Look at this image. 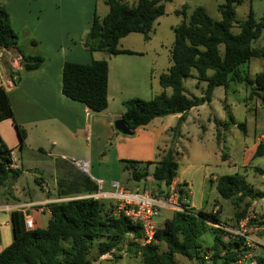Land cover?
I'll list each match as a JSON object with an SVG mask.
<instances>
[{
  "label": "trees",
  "instance_id": "1",
  "mask_svg": "<svg viewBox=\"0 0 264 264\" xmlns=\"http://www.w3.org/2000/svg\"><path fill=\"white\" fill-rule=\"evenodd\" d=\"M102 1L107 6V12L101 18L93 13L83 38L82 44L89 52H103L108 56L133 53L128 49L118 48V40L131 32L141 33L147 39L154 21L163 14L159 0H136L133 6L126 5L123 0ZM239 2L240 0H223L218 6V20L211 19L202 7H195L186 21L183 19L173 27L170 64L158 76L160 87L169 88L170 94L167 95L162 90L148 100L137 97L123 100L120 118L129 129L144 125L154 117L184 113L189 108L208 101L215 87L226 88L230 81L244 83L248 88L246 100L258 98L264 108V68L254 79L239 71V66L247 63L250 58H264L263 51L252 46V42L264 30V17L255 20L248 10L245 19L235 20L234 5ZM176 12L183 14L184 9ZM232 26L238 29L236 33L231 32ZM17 37L10 26L6 10L0 5V48L15 46ZM42 61L43 58L39 55L22 54L21 70H35ZM184 77L204 82L200 96L185 93L182 86ZM106 88L107 63L104 59L91 60L88 64L63 62L60 91L64 96L82 102L92 112H99L107 105ZM226 117V121L215 123L221 128L235 124L244 131L243 122H235L227 111ZM6 118L13 119V114L6 92L0 86V120ZM13 125L21 145L24 131L15 122ZM219 136L220 133H215L216 139ZM105 152L106 150L101 155ZM173 156L172 151H167L150 173L146 168L149 161L121 159L119 163L121 169L126 170L136 181L144 180L149 175L155 187L150 193L156 194L174 177L177 164ZM254 156H260L264 161L263 144L256 145ZM10 163V149L0 140V186L7 180L15 179L21 172L20 169L11 168ZM138 165L142 167L139 168ZM253 170L264 175V163L263 167H254ZM84 182V185H80L78 181H58V195L77 194L81 187L87 193L97 191L94 183H89L87 179ZM209 182L214 184L217 194L229 200L234 207L235 226L245 217L252 201L262 199L264 204V192L254 189L242 175L222 174ZM45 206L48 208L49 218L44 228L25 230L20 214L17 211L10 213L12 238L0 252V264H91L96 258L114 251L139 256L143 264H172L174 254H179L194 264H231L243 251L240 241L229 236L225 239L227 233L219 228V206L216 210H206L203 207L192 211L185 204L181 211H172L156 227L155 242L141 247L139 255L136 253L135 243L128 240V236L139 235L138 226L121 212L116 213L111 201L80 197L52 201ZM258 224L263 225L264 232L263 217ZM206 226H210L217 235H214L211 245L201 247L197 239ZM159 244L164 248L159 250ZM93 251L94 254L91 253ZM205 255L208 256L207 263L203 258ZM254 258L257 264H264V255H256Z\"/></svg>",
  "mask_w": 264,
  "mask_h": 264
},
{
  "label": "crops",
  "instance_id": "2",
  "mask_svg": "<svg viewBox=\"0 0 264 264\" xmlns=\"http://www.w3.org/2000/svg\"><path fill=\"white\" fill-rule=\"evenodd\" d=\"M97 2L98 0L0 1L9 16L12 30L18 36L15 46L0 48V86L6 92L13 114V119L0 120V140L10 149V167L20 169V174L30 173L33 183L37 184L43 194L31 195L26 190L22 193L26 200L20 201L17 198L20 196L17 187L12 184L9 186L5 181L0 186V204L42 202L46 205L52 201L89 197L93 194L82 191L81 187L77 194L59 196L58 181H78L80 185H84V179H87L89 183L97 186V190L103 191H111V184L117 183L121 190L127 191L119 186L123 174L128 173L121 169L119 161H149L150 164L146 168L150 173L155 163L167 151L177 155L181 154L180 146L185 150L182 140L188 139V126L191 122L196 127L193 128L195 134H191L190 138L199 142V154L208 157L210 152L216 156L218 164L226 165L222 174L243 176L247 170L257 174L253 168L263 167L264 161L262 157L254 156V151L257 144L264 145V130L258 129L256 118H253V131L249 140L243 139L238 149L230 148L231 153H218L217 150V145L220 141L222 143L224 135L220 134L216 139L215 133L221 132V126L215 121H224L223 117H214L210 112H206L202 122L197 123L198 110L205 105H211L215 88L208 101L193 106L184 113L154 117L146 124L133 129L131 134H123L114 129L113 121L120 118L123 100L132 97L148 100L162 90L165 94H170L169 88L162 89L158 83L159 74L165 72L170 62L154 77L150 66L151 57L143 50L121 46L119 48L128 49L133 53L108 56L103 52H89L82 42L93 13L96 14ZM125 37L126 35L122 38ZM22 54L39 55L43 61L37 69L25 72L21 70ZM101 59L107 63V105L99 112H92L82 102L72 100L61 93V67L66 61L88 64L91 60ZM231 82L242 83H229ZM227 87H222L224 92ZM202 91L201 87L199 96ZM185 93L189 94L186 90ZM254 108L256 109L255 105ZM223 109L226 114L225 105ZM193 111L194 116L189 118L188 114ZM233 119L237 122L234 117ZM13 122L24 131L21 145ZM231 126L236 127L235 124L228 125L229 128ZM240 132L243 136L250 135L246 124L244 131ZM206 139L209 141L206 142ZM105 150V154L101 155ZM255 158H260L261 161L253 165ZM173 159L175 161L174 156ZM207 163L202 165V181H214L217 176L213 174L212 166ZM80 164L85 165V168H80ZM176 170L172 180L188 183L186 176L181 171L176 173ZM46 171L50 173L51 180L43 177ZM260 176L264 179V175ZM144 181L152 182L149 175ZM209 183L214 187L212 182ZM134 190H137V186ZM260 201L263 202L262 199ZM204 203L203 200L193 203L192 190H188L186 204L192 211L203 208ZM217 207L216 204L212 210ZM26 212L31 216L34 228L46 226L49 218L46 206L41 211L38 208H28ZM10 213L0 212V227H3V230L11 231ZM18 213L22 217V214ZM0 242L4 248L11 239L3 233L0 235Z\"/></svg>",
  "mask_w": 264,
  "mask_h": 264
},
{
  "label": "rangeland",
  "instance_id": "3",
  "mask_svg": "<svg viewBox=\"0 0 264 264\" xmlns=\"http://www.w3.org/2000/svg\"><path fill=\"white\" fill-rule=\"evenodd\" d=\"M1 1V0H0ZM123 2L128 6H133L136 0H123ZM159 3L162 5L163 14L156 18L153 23V29L149 33L147 39H144L141 33L131 32L126 35L125 38H121L117 42V47H129L147 52L151 57V71L154 77H157V74L162 71V68L167 65L169 61L170 48L173 43L174 34L173 27L178 25L183 19L186 21L190 13L195 7H202L206 14L213 20H218L220 14L218 11V6L223 3V0H159ZM184 7V8H183ZM184 9V13H177L176 11ZM107 10V6L103 3L102 0H98L96 8V16L101 18L104 16ZM248 10L251 11L252 17L255 20H259L260 17H264V0H240V2L234 5V18L237 21H241L246 18ZM231 32L236 33L238 29L236 26L231 27ZM252 46L258 48L264 53V30L260 36L252 42ZM262 68H264V58L252 57L247 63H244L239 66V71L241 74H247L250 79H254V76L259 73ZM204 82H199L192 77L182 78V86L187 93L199 96L200 88H204ZM244 86V83H229L227 89L224 92V89L220 86L215 87L213 94L211 96L212 102L210 106H204V108L199 109V116L197 123L202 122L201 119H204V114L210 112L211 116L214 117H223L226 121L227 117L223 106H226V111L229 112L237 122H245L246 128L250 135L243 136L240 132V129L231 126V128L226 126V128H221L220 134H223V141L217 145L218 153L227 152L231 153L230 148H237L241 145V141L249 140L251 133L253 131V118H256L258 121V129L264 130V108L261 105V101L258 98L247 101L245 98L248 94V88ZM264 95V92H263ZM225 98V101H223ZM254 105L256 109L254 108ZM247 107L250 111L246 110ZM195 111L188 114L189 118L194 116ZM205 124V123H204ZM194 123H189V136L188 139L182 140V145L179 150L181 154L174 155L175 161L177 163V172H182L187 178L188 190H192V202L197 203L200 200L205 201L203 204L204 209L209 210L213 207V204H217L220 207L219 210V221L227 225H234L233 214L235 212L234 207L229 200L221 198L214 187L207 181H202V171L203 164L205 162L212 166L213 174L218 176L222 174V169L226 168L225 164L219 163L216 161V156L212 155L210 152L207 155H200L198 151L199 142L191 139V134L193 128H195ZM198 129V128H197ZM221 139V138H220ZM208 139H206L207 142ZM209 141V140H208ZM223 146V148H222ZM207 157V158H206ZM206 158V159H205ZM70 161V159H68ZM74 160V159H72ZM237 160H235L236 162ZM261 161L260 158H255L253 160V165L259 164L257 162ZM218 164V165H217ZM77 167V165H76ZM139 168L142 165H138ZM81 168V167H80ZM42 175V174H41ZM190 176V177H189ZM244 179L250 183L255 189L264 191V179L259 174H254L250 170H247L245 175L243 174ZM43 177L47 180H51L50 173L48 171L43 173ZM16 180V181H15ZM8 185H15L20 196L17 197L18 200H26V197L22 196V193L29 191L31 195L42 194V191L33 183V177L28 172H23L13 180H7ZM119 186L125 188L128 192H135L134 187L137 186V193L141 194L143 192H151L154 187L151 181L134 180L130 177V174L124 173L119 181ZM15 187V188H16ZM6 188V187H5ZM29 188V189H28ZM155 188V187H154ZM110 189H113L112 187ZM158 194V193H156ZM43 195V194H42ZM107 200L110 202L116 201L115 198H99ZM10 200V199H9ZM11 202V200L9 201ZM111 202V203H112ZM171 211L167 209H160L157 216L153 218V221L157 226L161 225V222L164 218L169 217ZM245 216L248 217V224L250 226L253 222V219L264 218V204L260 200H254L250 203L248 210L245 213ZM238 225V224H237ZM236 225V226H237ZM235 226V227H236ZM4 233V236L11 239V231L3 230V227H0V235ZM216 232L210 227L206 226L201 235L198 237V242L201 247H207L212 244L214 235ZM217 235V234H216ZM226 239V236H224ZM1 246L3 243H1ZM160 249H163L164 246L159 244ZM256 255H264V248L256 247L254 249ZM94 254V251L91 252ZM91 264H143L139 256L124 254L123 252L119 253L114 251L110 254L102 255L96 260L91 261ZM172 264H194L193 261L188 260L187 258L179 255H173Z\"/></svg>",
  "mask_w": 264,
  "mask_h": 264
},
{
  "label": "built area",
  "instance_id": "4",
  "mask_svg": "<svg viewBox=\"0 0 264 264\" xmlns=\"http://www.w3.org/2000/svg\"><path fill=\"white\" fill-rule=\"evenodd\" d=\"M80 167L85 168V165L80 164ZM111 191L97 190L89 197L92 198H115L114 202L115 212H121L131 223L138 226L139 235L137 237L128 236V240L135 243V250L137 255L141 247L148 243L155 242L154 231L157 227L153 218L158 215L160 209H167L170 211H181L186 204V195L188 193V184L184 181L174 182L173 180L164 187L160 193L152 194L143 192H128L121 190L117 183H112ZM45 206V203H24V204H0V212L17 211L22 214V223L25 230H31L33 221L31 216L26 212L28 208H38L39 211ZM260 219H253L250 226H247L248 217L245 216L238 221V225L230 226L221 223L219 228L224 230L230 238L237 239L241 242L243 251L239 257L231 264H257L256 247L264 248V232H262L263 225H259ZM127 241V240H126ZM126 247V246H125ZM2 246L0 244V252ZM126 254L125 252H123ZM205 263L208 262V256L204 257Z\"/></svg>",
  "mask_w": 264,
  "mask_h": 264
},
{
  "label": "water",
  "instance_id": "5",
  "mask_svg": "<svg viewBox=\"0 0 264 264\" xmlns=\"http://www.w3.org/2000/svg\"><path fill=\"white\" fill-rule=\"evenodd\" d=\"M113 127L114 129H116L117 131H120L123 134H131L132 133V129H129L126 124L123 122L122 119L118 118L115 119L113 121Z\"/></svg>",
  "mask_w": 264,
  "mask_h": 264
}]
</instances>
